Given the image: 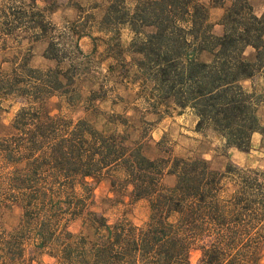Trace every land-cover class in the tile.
<instances>
[{
	"label": "trees",
	"instance_id": "obj_1",
	"mask_svg": "<svg viewBox=\"0 0 264 264\" xmlns=\"http://www.w3.org/2000/svg\"><path fill=\"white\" fill-rule=\"evenodd\" d=\"M206 1L139 0L122 22L137 35L138 65L156 97L190 108L198 131L209 128L228 147L248 152L253 134L264 135V126L259 96L242 82L264 68V13L258 16L249 0ZM211 7L224 8L221 35L212 31ZM22 10L0 7V49L15 28H24ZM40 24L33 28L47 23ZM146 27L153 31L146 33ZM248 49L252 60L245 56ZM62 53L51 42L46 57L58 67L41 71L22 62L17 78L0 76L1 96L26 99L13 136L0 149V170L6 195L22 209L38 248L62 239L61 252H78L84 264H190L194 249L201 252L198 264H262L264 171L234 163L218 171L202 158L150 159L128 130H99L86 119L52 116L48 100L69 93L64 88L73 80L69 69H61ZM167 175L175 177L172 186L165 184ZM103 178L119 188L130 186L133 200L148 202L144 226L127 219L111 224L89 208L88 179ZM76 220L82 221L79 234L69 231ZM9 252L10 247L0 249Z\"/></svg>",
	"mask_w": 264,
	"mask_h": 264
},
{
	"label": "rangeland",
	"instance_id": "obj_2",
	"mask_svg": "<svg viewBox=\"0 0 264 264\" xmlns=\"http://www.w3.org/2000/svg\"><path fill=\"white\" fill-rule=\"evenodd\" d=\"M249 1L257 14L264 10V0ZM138 2L0 0V7L18 11L22 7L26 15L24 28H15L6 47L0 49V76L17 78L22 62L41 71L58 67L56 61L46 57L49 43L54 42L63 49L61 55L66 59L61 69H69L67 75L75 82L71 80L64 88L69 93L48 100L47 111L52 116L74 121L86 119L99 130L115 127L120 133L128 130L132 139L141 141L143 152L150 159L202 158L218 171H224L229 163L264 171V135L253 134L248 152L228 147L213 130H197L199 119L190 108L180 109L173 100L160 101L152 83L144 81L138 65L142 55L137 52V35L128 23L122 22L127 19L126 13L135 11ZM223 14L224 8H210V23L216 35L223 33L220 25ZM42 21L47 23L44 27L33 28ZM144 31L150 33L153 29L146 27ZM245 56L252 60L253 50L248 49ZM207 57L203 55L201 59ZM242 85L259 96L257 114L264 126V68ZM25 104V98L0 94V149L13 136L12 124ZM107 120L113 123L109 125ZM88 181L93 190L91 210L104 215L111 224L127 219L137 227L144 226L150 214L149 204L146 200H133L130 186L119 188L109 178ZM174 183L175 177H165L166 185ZM76 190L82 193L79 187ZM6 191L4 173L0 170V249L10 247L8 256L0 253V264H84L79 262L78 252H61L62 239L54 238L57 245L51 242L45 249H39L31 226L23 223L22 209L10 202ZM69 231L79 234L82 221L70 223ZM200 258L201 252L194 249L190 264H198Z\"/></svg>",
	"mask_w": 264,
	"mask_h": 264
},
{
	"label": "crops",
	"instance_id": "obj_3",
	"mask_svg": "<svg viewBox=\"0 0 264 264\" xmlns=\"http://www.w3.org/2000/svg\"><path fill=\"white\" fill-rule=\"evenodd\" d=\"M264 13V10L263 11H261L259 14H257L258 16H261L262 14Z\"/></svg>",
	"mask_w": 264,
	"mask_h": 264
}]
</instances>
